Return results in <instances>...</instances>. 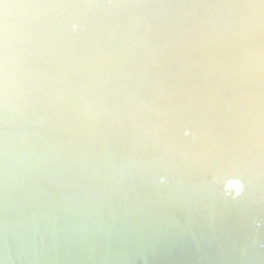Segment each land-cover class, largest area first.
<instances>
[{
  "label": "water",
  "instance_id": "1",
  "mask_svg": "<svg viewBox=\"0 0 264 264\" xmlns=\"http://www.w3.org/2000/svg\"><path fill=\"white\" fill-rule=\"evenodd\" d=\"M0 264H264V0H0Z\"/></svg>",
  "mask_w": 264,
  "mask_h": 264
},
{
  "label": "clouds",
  "instance_id": "2",
  "mask_svg": "<svg viewBox=\"0 0 264 264\" xmlns=\"http://www.w3.org/2000/svg\"><path fill=\"white\" fill-rule=\"evenodd\" d=\"M38 7H40V8H44V7H46V6H38Z\"/></svg>",
  "mask_w": 264,
  "mask_h": 264
}]
</instances>
